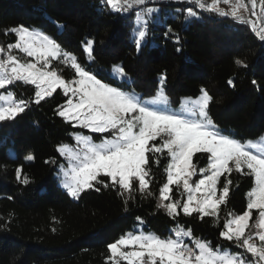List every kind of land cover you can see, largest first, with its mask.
I'll list each match as a JSON object with an SVG mask.
<instances>
[{
  "label": "trees",
  "instance_id": "trees-1",
  "mask_svg": "<svg viewBox=\"0 0 264 264\" xmlns=\"http://www.w3.org/2000/svg\"><path fill=\"white\" fill-rule=\"evenodd\" d=\"M189 9L196 15L189 16ZM138 13L144 18L140 26L135 25ZM19 25L54 38L102 82L142 98L153 96L161 85L172 105L203 89L212 97L209 116L224 134L244 142L264 133V41L245 19L221 16L185 0H145L120 11L107 0H0L2 50L16 43L17 35L10 30ZM169 27L172 32L165 39ZM137 30L146 33L139 48ZM89 40L94 41L91 55L84 48ZM49 68L64 79L75 78L65 59H52ZM3 90L25 101L26 107L16 119L0 122V264H127L112 259L108 245L138 223L165 239L176 228L188 229L192 235L187 246L194 247L193 239H199L212 249L252 259L235 239L220 235L226 222L247 208V193L254 185L248 169L236 172L233 166L220 177L219 187L230 181L229 195L214 216H186L180 184L171 185L169 192L170 200L179 201L178 213L167 214L160 197L170 161L166 149L147 154L149 183L143 191L138 181L129 194L102 177L109 187L97 184L73 198L55 176L64 163L57 147L74 143V132L88 131L59 116L67 97L57 89L37 103L36 86L24 81H13ZM92 136L97 141L108 133ZM150 143L160 144L161 139ZM191 162L194 181L208 161L205 154L195 153ZM257 213L252 210L246 233L253 231Z\"/></svg>",
  "mask_w": 264,
  "mask_h": 264
},
{
  "label": "snow or ice",
  "instance_id": "snow-or-ice-1",
  "mask_svg": "<svg viewBox=\"0 0 264 264\" xmlns=\"http://www.w3.org/2000/svg\"><path fill=\"white\" fill-rule=\"evenodd\" d=\"M223 2L227 4L229 0ZM144 3L145 0H107V4L117 11ZM195 3L200 8H205L201 0H195ZM219 3L220 0H212V3L207 5V10L218 12L221 16L233 17L238 15L239 9L247 10L241 0L231 5L230 12L220 9L217 6ZM250 3L253 6L252 15H256V0H250ZM188 15L195 16L196 13L189 9ZM254 30L260 40L264 41V27ZM10 31L18 36L14 47L27 56L36 58L37 63H21L13 56H9L6 61H0V89H5L6 85L13 81L34 84L37 89V103L61 89L67 100L59 111V116L82 129L90 130L91 133H108L111 136L100 143L91 142L87 135L77 136L82 151L76 154L68 153L70 160L74 161L70 182L65 185L69 196L78 198L81 193L94 188L95 185L104 184L102 177L110 178L112 187L119 186V189L129 194L138 181L140 190L143 191L149 183L148 167L151 157L147 154L155 155L167 149L171 162L167 165V183L160 189L161 200H169V186H179L182 180L183 189L188 194L187 201L182 204L183 213L186 216L193 212L214 216L218 205L224 203L229 195L230 181L224 183L219 195L217 181L223 174L232 172L233 166L236 172L246 168L249 170L246 174L254 176L256 185L247 194V210L229 220L220 235L229 241L235 239L239 247L259 258L258 264H264V149L258 153L254 152L251 149L257 148L256 144L245 145L214 126L209 116V102L212 97L207 91L201 90L203 95L198 105L187 108L186 114L161 110L155 107V99L146 102L118 86L102 82L96 74L79 64L74 55H68L66 52L64 56L71 61L75 78H61L57 71L48 70L49 59H56L61 55V46L54 38L47 35L37 37L24 25L16 26ZM171 32L169 27L165 32V39ZM145 36V31H139V38L136 39L138 48L142 46ZM93 44L92 40L87 42L90 55L93 52ZM236 63L240 64L241 61L237 60ZM121 75L123 76L122 70ZM252 83L255 85L257 82L253 80ZM161 98L167 99L165 96ZM0 99L11 101L0 107V122L12 121L25 111V101L17 103L11 92L0 96ZM157 137L161 139L160 144L150 143L156 141ZM195 153L205 154L208 166L200 169L203 178L195 183L193 188L189 180L194 173L189 162ZM27 159L32 160L33 157L29 155ZM20 175L21 169L18 168L17 179ZM23 183H27V180ZM104 186L109 187L108 184ZM196 193L202 195L197 198ZM162 207L169 216L175 217L179 201L162 204ZM253 209L259 210L260 246L251 242V236L245 237V229L249 226L248 221ZM191 235L190 231L181 230L176 231L175 239L160 238L154 234H129L109 244L108 249L113 257L118 256L126 260L127 264H245L241 257L227 252L220 254L205 242L197 241L198 252L194 251L180 239L181 236ZM125 247L136 250L124 252L121 249Z\"/></svg>",
  "mask_w": 264,
  "mask_h": 264
},
{
  "label": "rangeland",
  "instance_id": "rangeland-1",
  "mask_svg": "<svg viewBox=\"0 0 264 264\" xmlns=\"http://www.w3.org/2000/svg\"><path fill=\"white\" fill-rule=\"evenodd\" d=\"M205 1H206L207 5H209V4L212 3V0H205ZM236 2H237V0H229V3L226 4V3L223 2V0H220V3L217 6L220 9H222L223 11H225V12H230L231 5L236 4ZM241 2L244 5L247 6V10H245L244 8L239 9L237 16L240 19L247 20L251 24V26H253L257 30L259 28H261V27H264V11H262V9H264V3L262 2V0H256V4H255V13H256V15H252L253 6L250 3V0H241ZM253 22H255V24H253ZM143 23H144V18H143V16L141 14L138 13V15L136 16V19H135V25L136 26H140V25H143ZM28 29H29L30 32H33L37 37H42V36L46 35V34L40 32L36 28H28ZM139 31H143V30H137L136 31L137 39L139 38ZM17 41H18V36H17ZM17 41H16V43H17ZM14 45L13 46H8V47H6L3 50H2V48H0V61H6L9 56H13V57H15L17 59V61H19L21 63H29V62H31V63H37L36 58L27 56L26 53L20 51V49L14 47ZM84 48H85L86 53L89 54L88 53V45H87V43L84 44ZM65 52L66 51H64V50L61 49V55L58 58H62V59L67 60L65 58V56H64V53ZM66 53H68V55H73V54H71L69 52H66ZM51 60L52 59L50 58L49 59V65H50ZM67 62L69 64H71V61L70 60H67ZM49 65H48V70H52V69L49 68ZM10 67H11V65H9V68ZM69 80H71V79H69ZM8 92H10V91H5L3 89H0V96H6L8 94ZM125 92H127L129 94H132V95H135L137 98H140V99H142L143 101H146V102L152 101L153 99H155L157 101V104L155 105V107H157V108H159L161 110H166V111H169V112L185 113V114L187 113V108H189V107H195V106L198 105V103H199V101H200V99L202 98V95H203V93L201 92L196 97H184V98L181 99V101H180V103L178 105H172V104H170L168 102V99L164 100V99L161 98L162 96H165L166 97V95L163 92V88H162L161 85L158 86V88L156 90V93L153 96L145 97V98L140 97L137 93L132 92V91H125ZM12 96H13V99L18 103L19 100L15 99V97H14L13 94H12ZM35 100H37V98ZM8 103H11V101L0 99V107H4ZM214 126L216 127L215 124H214ZM77 127H79V126H77ZM87 131L88 132H86V131H76V132H74V134H73L74 143H71V144L70 143H62V144L58 145V147H57L59 154L64 159V163L62 162V163L59 164V166L57 167V171L55 172V176H56V179H57L58 184L62 188H64L66 191H67V188L65 187V185L70 182L71 166L74 163V161L70 160L68 153L76 154V153H79V152L82 151L81 145L77 142V139H76L77 136H85V135H87V136L90 137L91 142H93V143H100L103 139H110L111 138L110 134H108V136H103L101 139L95 141L93 139V136H92V133L90 132V130H87ZM241 143H243L245 145H247L249 143L256 144L258 147L255 148V149H251V150L258 153L261 149H264V133L261 136L255 138V139H249V140H246V141L241 142ZM191 161H192V159L189 162V166H190L191 170L194 173V169H193V165H192V162ZM170 162H171V157H170L169 163ZM207 166H208V164H207ZM207 166L205 168H207ZM191 178H192V176H191ZM191 178L189 180V183L194 188L195 187V183H197L200 179L203 178V174L200 177H198L197 180L192 181ZM253 178H254V176H253ZM218 181H217V195H219V192L223 188V187H219L218 186ZM165 183H167V179H166V182ZM163 185H162V187H163ZM180 185L183 187V181L182 180L180 182ZM255 186L256 185H255V178H254V185L249 190V192ZM170 187H171V185L169 186V188ZM187 195L188 194L185 192V200H184V202L187 201ZM201 195H202V193H196L197 198H199ZM171 202H173V201L170 200V199L169 200H163L162 201L163 204L171 203ZM247 203H248V195H247ZM193 206H195V205H193ZM181 209H182V205H181ZM246 210H247V208H246ZM257 211H258V213L256 214V219H255V222L253 224V231H251L250 233H246V229H245V237L251 236L252 237L251 242L254 243V244H256L257 246H260L261 245V242H260V240L258 238V234L261 232V229L258 227L259 210L257 209ZM242 214H240V215H242ZM251 215H252V210H251ZM251 215H250V217H251ZM236 216H238V215H236ZM234 217L235 216L231 217L229 220L234 219ZM134 229L135 230H133V231H128L125 235H123L121 237L127 236L129 234H131V235L153 234V233H151L149 231H145L142 228L141 223L136 224L135 227H134ZM177 230H181L182 232L189 231L188 229H184V228H176V229L173 230V234L170 237H168V238L175 239L176 238L175 237V233H176ZM190 237L181 236L180 239H182L186 245H189L186 242V239L187 238H190ZM242 240H243V238H242ZM197 241H200V242H205V241L199 240V239H193L192 245L194 246L195 251L198 252V249H196V242ZM121 250L124 251V252H128V251H132V250H136V249L125 247V248H122ZM213 250L216 251V252H218V253H220V254H223V253L227 252L230 255L239 256V257H241L245 261V264H258V262H259V258L258 257H253L252 254H251L252 259H245V257H243L241 254L234 253V252H230L228 249H213ZM110 257L112 259H120L118 256L117 257H113L112 254H111V252H110Z\"/></svg>",
  "mask_w": 264,
  "mask_h": 264
},
{
  "label": "built area",
  "instance_id": "built-area-1",
  "mask_svg": "<svg viewBox=\"0 0 264 264\" xmlns=\"http://www.w3.org/2000/svg\"><path fill=\"white\" fill-rule=\"evenodd\" d=\"M185 1H189V2H193V3H195V0H185ZM201 3H203L204 5H205V7H207V3L204 1V0H201ZM196 4V3H195ZM197 5V4H196ZM198 6V5H197ZM199 7V6H198ZM252 27V29H254V27L253 26H251ZM189 247H191V246H189ZM194 251H195V248L194 247H191Z\"/></svg>",
  "mask_w": 264,
  "mask_h": 264
}]
</instances>
